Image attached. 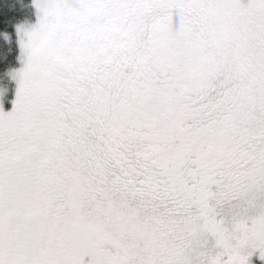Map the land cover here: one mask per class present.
I'll use <instances>...</instances> for the list:
<instances>
[{"label": "snow or ice", "instance_id": "1", "mask_svg": "<svg viewBox=\"0 0 264 264\" xmlns=\"http://www.w3.org/2000/svg\"><path fill=\"white\" fill-rule=\"evenodd\" d=\"M31 7L10 110L0 87V264H264V0Z\"/></svg>", "mask_w": 264, "mask_h": 264}, {"label": "trees", "instance_id": "2", "mask_svg": "<svg viewBox=\"0 0 264 264\" xmlns=\"http://www.w3.org/2000/svg\"><path fill=\"white\" fill-rule=\"evenodd\" d=\"M21 19L35 22V10L31 7V0H0V87L8 89V100L14 98L16 86L10 78H6V74L11 69L19 68L20 51L12 25ZM4 30L11 33L10 39L4 37Z\"/></svg>", "mask_w": 264, "mask_h": 264}, {"label": "clouds", "instance_id": "3", "mask_svg": "<svg viewBox=\"0 0 264 264\" xmlns=\"http://www.w3.org/2000/svg\"><path fill=\"white\" fill-rule=\"evenodd\" d=\"M77 3H79V0H77ZM169 32L168 30H164L161 31L159 33V43L160 46L165 48L168 51V58L175 64H179L180 60L179 58L169 49V45H168V39H169ZM196 87L195 84V77H190L187 78L183 81L182 87L179 89V91L176 93L179 96L184 95L185 93H187L188 91L194 89ZM190 107V105H189ZM88 113L94 114L95 113V109L94 108H89L88 109ZM86 113V114H88ZM183 122V118L182 116L177 115L176 117L173 118V125H179Z\"/></svg>", "mask_w": 264, "mask_h": 264}, {"label": "rangeland", "instance_id": "4", "mask_svg": "<svg viewBox=\"0 0 264 264\" xmlns=\"http://www.w3.org/2000/svg\"><path fill=\"white\" fill-rule=\"evenodd\" d=\"M175 22L177 23V25H178V23H179V16L177 15L175 18ZM4 37L6 38V35H4ZM6 39H10V37H7ZM19 67H21V65H20V63H19ZM6 78H9V76L6 74ZM14 84H15V86H16V82L15 81H12ZM182 87V86H181ZM180 87V88H181ZM15 89H16V87H15ZM179 91V90H178ZM12 99H14V98H12ZM12 99H10V100H8L7 98L5 99V102H4V109L7 111V110H10L11 109V107H12V105H11V103H10V101L12 100ZM253 264H261V262L256 258V257H253Z\"/></svg>", "mask_w": 264, "mask_h": 264}]
</instances>
